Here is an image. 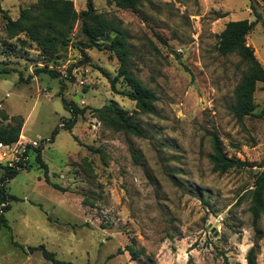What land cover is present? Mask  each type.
<instances>
[{"label":"rangeland","instance_id":"obj_1","mask_svg":"<svg viewBox=\"0 0 264 264\" xmlns=\"http://www.w3.org/2000/svg\"><path fill=\"white\" fill-rule=\"evenodd\" d=\"M87 1L77 0L78 8ZM0 3L15 14L19 0ZM94 4L126 31L130 69L155 92L154 112L135 115L143 137L116 130L97 109L137 108L112 89L117 55L85 47L78 26L63 57L47 65L36 44L8 38L0 12V68L10 71L0 74V129L22 122L19 139L40 141L34 150L42 148L50 171L48 182L34 151L4 183L0 200L10 208L0 205L8 222L0 229V264H52L42 246L72 264H247L256 246L257 264H264V213L254 225L251 212L264 170V82L254 113L239 121L235 89L247 67L237 54L218 51L229 21L256 18L250 0H142L138 11L114 0ZM255 4L262 20L249 39L264 65V3ZM117 88L133 90L123 77ZM72 101L85 113L50 141L73 117ZM216 137L229 157L255 166L214 172ZM5 171L0 163V189Z\"/></svg>","mask_w":264,"mask_h":264},{"label":"trees","instance_id":"obj_2","mask_svg":"<svg viewBox=\"0 0 264 264\" xmlns=\"http://www.w3.org/2000/svg\"><path fill=\"white\" fill-rule=\"evenodd\" d=\"M114 1L117 7L131 11H138L142 3V0ZM262 1L264 3V0ZM250 4L256 16L254 20H231L218 34L219 53L224 56L237 54L241 57L242 63L247 67L241 82L235 89L236 104L233 107V113L239 121H242L245 116L254 113V94L257 90V84L258 82H264V65L258 59L255 48L248 44V36L262 20V13L258 10L255 0H250ZM0 12L6 20L5 29L8 38L16 39L21 45L36 44L40 49V54L46 60L47 65L52 60L63 57V51L69 46L73 33L78 26L80 27L81 33L87 39L85 47H97L100 50H108L115 53L120 60V68L118 74L110 79L112 89L136 101L137 108L134 113L129 114L113 104H107L97 109L99 118L116 130H122L140 137L145 136V129L136 120L135 115L138 113L154 112V102L157 100V96L154 91L144 87L131 71L130 55L132 51L127 39V33L122 28L120 22L107 17L103 12H99L95 7L94 0H88L87 8L83 11L76 9L73 0H36L28 6L21 7L20 14L16 19L11 17L9 10L2 8L1 3ZM108 37L110 38L108 39ZM102 40H106L107 42ZM82 53L85 57L84 59L86 61L89 60L87 52L82 50ZM44 70L54 76L60 75L55 70H47L45 68ZM7 73H10V71L2 67L0 68V74ZM121 77L128 82L133 90H118L117 82ZM62 100L65 107L68 108L69 105L66 98L62 97ZM71 109L73 117L52 131L50 141L55 139L60 127L71 131L77 122L78 115L85 113V108H81L75 101H72ZM22 127L23 123L20 122L14 126L1 128L0 141L6 143L18 141ZM34 149L31 152H34ZM42 151V148H39L35 152L37 153L38 160L44 167L46 180L49 182L50 171L47 163L43 161ZM95 151L101 150L95 149ZM135 157L137 156L135 155ZM211 161L213 171L219 173H226L231 168L242 169L255 166L254 163L247 160L229 157L224 152L220 140L217 137L214 140V153L211 155ZM26 166L12 168L4 165L6 171L1 178L0 195H5L4 183L15 178L20 170ZM53 186L62 189L58 184H53ZM9 198L19 199L13 194ZM7 202L8 199L4 196L0 200V205L5 203L3 208L5 210H9L10 208L9 205H6ZM1 209L0 229L2 226L8 225L7 218ZM251 212L253 214V224L257 225L261 215L264 213V170L252 190ZM41 249L43 250L45 258L51 261L52 264H72L70 261L59 259L54 252L47 250L44 246ZM129 249H131L133 257H137L140 253L132 247ZM247 264H257L256 246L252 247L248 252Z\"/></svg>","mask_w":264,"mask_h":264},{"label":"built area","instance_id":"obj_3","mask_svg":"<svg viewBox=\"0 0 264 264\" xmlns=\"http://www.w3.org/2000/svg\"><path fill=\"white\" fill-rule=\"evenodd\" d=\"M39 146V140L19 139L14 143L0 141V163L12 168L26 166L31 160V151Z\"/></svg>","mask_w":264,"mask_h":264},{"label":"crops","instance_id":"obj_4","mask_svg":"<svg viewBox=\"0 0 264 264\" xmlns=\"http://www.w3.org/2000/svg\"><path fill=\"white\" fill-rule=\"evenodd\" d=\"M36 0H19V3L16 5L18 7H16V13L15 14H12V12L9 10V9H6L2 6V8H4L5 10H9V14L11 15L12 18L16 19L19 14H20V8L21 7H25V6H28L32 3H34ZM74 3H75V7L78 11H82L78 8V5H77V0H73ZM2 2V1H1ZM2 5V3H1ZM85 10V9H84ZM248 44L252 45L254 47V44L252 43L251 39H249V36H248ZM255 48V47H254ZM256 50V54H257V49L255 48Z\"/></svg>","mask_w":264,"mask_h":264},{"label":"bare ground","instance_id":"obj_5","mask_svg":"<svg viewBox=\"0 0 264 264\" xmlns=\"http://www.w3.org/2000/svg\"><path fill=\"white\" fill-rule=\"evenodd\" d=\"M24 137V136H23Z\"/></svg>","mask_w":264,"mask_h":264}]
</instances>
